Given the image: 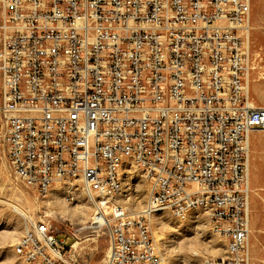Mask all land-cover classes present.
I'll return each instance as SVG.
<instances>
[{"label":"built area","instance_id":"2783aa9c","mask_svg":"<svg viewBox=\"0 0 264 264\" xmlns=\"http://www.w3.org/2000/svg\"><path fill=\"white\" fill-rule=\"evenodd\" d=\"M252 17L251 0H0V161L38 198L83 185L98 219L67 228L68 247L29 219L24 263L86 264L74 245L101 221L102 264H165L151 218L166 206L223 232L225 256L206 264H252ZM129 165L153 180L136 215L117 191Z\"/></svg>","mask_w":264,"mask_h":264},{"label":"rangeland","instance_id":"374dc122","mask_svg":"<svg viewBox=\"0 0 264 264\" xmlns=\"http://www.w3.org/2000/svg\"><path fill=\"white\" fill-rule=\"evenodd\" d=\"M251 6L252 34H245L251 44L245 45L244 50L252 49L256 61L249 81V96L255 107H264V0H251ZM248 162L252 185V264H264V132H256ZM124 176L120 202L129 214H139L148 203L149 184L143 171L135 166H127ZM65 189L57 186L48 197L38 198L14 174L6 160L0 161V264H26L23 253L17 252L15 246L25 234L29 219L48 223L58 238L65 237L66 247L73 242V238L63 234L67 228L91 226L95 210L84 195L82 185H71L74 195L67 194ZM151 229L165 264H206L210 258L225 256L226 240L203 210L191 213L184 220L170 212L154 214ZM79 242L77 249L82 262L103 263L108 247L107 232L85 229L79 235Z\"/></svg>","mask_w":264,"mask_h":264},{"label":"bare ground","instance_id":"6f19581e","mask_svg":"<svg viewBox=\"0 0 264 264\" xmlns=\"http://www.w3.org/2000/svg\"><path fill=\"white\" fill-rule=\"evenodd\" d=\"M78 31H87V24H78ZM251 44V39H250V37L248 36V35H245V42H244V47H245V45L246 46H249ZM246 48V47H245ZM250 97V96H249ZM249 106L250 107H255L252 103H251V101L249 100ZM249 156H250V153H246L245 154V162H248V159H249ZM124 175H118V178H117V191H118V193H121V195H122V192H123V182H124ZM126 178H127V176H126ZM144 178H145V180H146V182H148V184H149V192H148V196H150V190H152V188H153V180H151V179H146V176L144 175ZM54 189V188H53ZM75 189V188H74ZM79 189V188H78ZM82 191H83V185H82ZM76 192H78V191H76ZM71 193H73L72 191H71ZM87 198H88V200L91 202V204L93 203V198H92V196H87V195H85ZM145 209H151V202H149V199H148V203H147V205H146V208ZM198 210H203V209H200V208H193V209H191V210H189V212H188V214H187V217L191 214V213H193V212H195V211H198ZM144 211V210H143ZM142 211V212H143ZM141 212V213H142ZM163 212H170V211H167V207L166 206H155L154 207V214H157V213H163ZM171 213V212H170ZM207 213V212H206ZM81 214L83 215L84 213H83V211H81ZM172 214V213H171ZM208 214V213H207ZM131 215V214H130ZM173 216H175L176 218H177V214H172ZM25 216V215H24ZM187 217H185V218H187ZM209 217V216H208ZM184 218V219H185ZM95 220H98L96 217L94 218ZM93 224H95L96 226L95 227H93L94 229H96L95 231H97V232H99V229H100V225H101V221H93ZM220 234H223V232L222 231H219V230H217ZM93 240H95V239H93ZM19 242V241H18ZM80 245V242L78 241L75 245H74V248H75V250H76V252H78V249H77V246H79ZM23 253V252H22ZM78 254H79V252H78ZM106 254H108V251H107V253ZM79 256H80V254H79Z\"/></svg>","mask_w":264,"mask_h":264},{"label":"crops","instance_id":"0c3cea01","mask_svg":"<svg viewBox=\"0 0 264 264\" xmlns=\"http://www.w3.org/2000/svg\"><path fill=\"white\" fill-rule=\"evenodd\" d=\"M256 137V132H254L252 135H251V143H252V146H253V140L254 138ZM251 159H252V156H251ZM251 180V179H250ZM251 183V182H250ZM252 186V185H251ZM251 197H252V194H251ZM251 219H252V214H251ZM251 241H250V252H251V255H252V251H251Z\"/></svg>","mask_w":264,"mask_h":264}]
</instances>
